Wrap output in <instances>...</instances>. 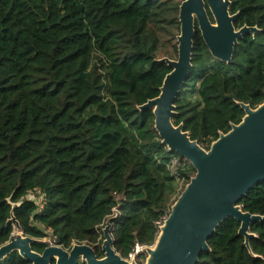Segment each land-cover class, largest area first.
Wrapping results in <instances>:
<instances>
[{"label": "trees", "instance_id": "obj_1", "mask_svg": "<svg viewBox=\"0 0 264 264\" xmlns=\"http://www.w3.org/2000/svg\"><path fill=\"white\" fill-rule=\"evenodd\" d=\"M230 1L236 29L259 32L245 35L227 64L196 25L193 66L175 103L174 125L206 150L242 121L240 103H264V0ZM183 2L0 0V247L15 230L12 212L26 236L51 231L57 245L88 244L99 258L109 220L122 258L154 245L196 174L163 145L153 111L140 110L171 72L157 53L162 38L178 39ZM240 205L264 217V181ZM240 227L221 224L198 264H264V220L251 227L250 249ZM0 264L29 263L13 253Z\"/></svg>", "mask_w": 264, "mask_h": 264}, {"label": "water", "instance_id": "obj_2", "mask_svg": "<svg viewBox=\"0 0 264 264\" xmlns=\"http://www.w3.org/2000/svg\"><path fill=\"white\" fill-rule=\"evenodd\" d=\"M230 0H184L180 7L178 58L161 59L171 69L164 80L159 97L140 107L153 111L155 129L169 151L176 152L196 170L195 176L172 206L168 218L159 227L153 247L146 246L144 264H198L203 252H210L209 239L228 219L241 227L239 234L250 249L255 237L251 227L264 217L244 211L241 200L256 185L264 181V103L256 108L240 103L245 116L233 124L228 133H221L209 150L193 141L183 124L174 125L176 100L192 69L196 25L211 55L221 62H233L236 46L247 34L255 35L257 27L237 30V15H231ZM18 204L13 205L15 209ZM15 229L9 242L0 247V263L18 253L29 264H139L134 256L122 258L114 248L112 223L103 230V257L94 247L74 244L70 249L48 245L42 252L33 245L45 243L26 236L12 212ZM45 235L53 238L51 231Z\"/></svg>", "mask_w": 264, "mask_h": 264}, {"label": "rangeland", "instance_id": "obj_3", "mask_svg": "<svg viewBox=\"0 0 264 264\" xmlns=\"http://www.w3.org/2000/svg\"><path fill=\"white\" fill-rule=\"evenodd\" d=\"M162 41H163L162 46L157 53L158 59L169 58L171 60H177L178 52H176L175 47L178 46V40L172 38V36L171 37L169 36V37L162 38ZM191 99L194 102L198 101V98L196 96L192 97ZM183 189H184V185L182 186L181 193H182ZM14 231L16 232V229ZM42 240L45 243H48L49 241L54 243L53 238H44ZM150 247H153V246H150ZM145 258H146V255H143L141 258L136 257V261L138 263L142 262L144 264Z\"/></svg>", "mask_w": 264, "mask_h": 264}, {"label": "built area", "instance_id": "obj_4", "mask_svg": "<svg viewBox=\"0 0 264 264\" xmlns=\"http://www.w3.org/2000/svg\"><path fill=\"white\" fill-rule=\"evenodd\" d=\"M172 166H173V169L175 170L176 169V166H177V162L174 161ZM161 225H163V223ZM53 242L54 243H52L51 241H49L46 244H48V245H57L55 243V241H53ZM144 248L145 247H143V246H137L136 249H135V253H133L128 260H131L134 256L135 257H138V255H145Z\"/></svg>", "mask_w": 264, "mask_h": 264}, {"label": "bare ground", "instance_id": "obj_5", "mask_svg": "<svg viewBox=\"0 0 264 264\" xmlns=\"http://www.w3.org/2000/svg\"><path fill=\"white\" fill-rule=\"evenodd\" d=\"M16 233H17V231H16Z\"/></svg>", "mask_w": 264, "mask_h": 264}]
</instances>
